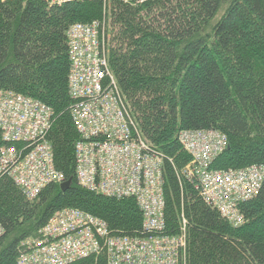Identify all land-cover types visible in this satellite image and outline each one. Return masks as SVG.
I'll return each instance as SVG.
<instances>
[{
  "label": "trees",
  "instance_id": "obj_1",
  "mask_svg": "<svg viewBox=\"0 0 264 264\" xmlns=\"http://www.w3.org/2000/svg\"><path fill=\"white\" fill-rule=\"evenodd\" d=\"M112 0L109 66L141 139L163 156L166 234L186 221L183 264H264V180L240 204L232 227L204 204L185 168L181 131H217L226 149L211 170L264 165V0ZM102 0L49 6L44 0L0 3V92L49 107L47 140L53 166L67 190L45 187L26 199L0 178V264H17L19 247L57 211L74 208L105 221L118 234L138 232L133 199H112L81 188L75 179L66 30L99 19ZM4 143L1 140L0 146ZM84 264H89L85 262Z\"/></svg>",
  "mask_w": 264,
  "mask_h": 264
},
{
  "label": "built area",
  "instance_id": "obj_2",
  "mask_svg": "<svg viewBox=\"0 0 264 264\" xmlns=\"http://www.w3.org/2000/svg\"><path fill=\"white\" fill-rule=\"evenodd\" d=\"M8 0H0L4 3ZM49 6L91 0H44ZM150 0H128L142 5ZM105 19L74 23L66 30L69 114L79 140L74 147L77 184L102 196L133 199L142 216L138 232L123 235L74 208L55 212L36 238L21 242L17 264H183L186 221L166 234L163 156L140 137L110 70ZM53 124L49 107L16 93L0 92V178H9L28 200L51 184L64 182L53 166L47 140ZM181 149L191 162L187 179L199 197L225 221L241 225L240 204L254 198L264 165L211 170L226 149L217 131H181ZM3 229L0 226V237Z\"/></svg>",
  "mask_w": 264,
  "mask_h": 264
},
{
  "label": "rangeland",
  "instance_id": "obj_3",
  "mask_svg": "<svg viewBox=\"0 0 264 264\" xmlns=\"http://www.w3.org/2000/svg\"><path fill=\"white\" fill-rule=\"evenodd\" d=\"M103 2V7H102V11H101V16L99 19H95L94 21H97V20H101V19H105L106 21V29H105V35H106V42H107V51H108V57L110 55V50H109V45H110V41H111V32H110V24H111V19H112V13H111V9H112V0H102ZM129 7H134V6H131V5H128ZM109 59V58H108ZM109 62V61H108ZM115 77V73L113 72L112 69H110ZM116 80V79H115ZM226 224L232 226V227H238V226H241V225H235V224H232L231 222H228V221H225Z\"/></svg>",
  "mask_w": 264,
  "mask_h": 264
},
{
  "label": "water",
  "instance_id": "obj_4",
  "mask_svg": "<svg viewBox=\"0 0 264 264\" xmlns=\"http://www.w3.org/2000/svg\"><path fill=\"white\" fill-rule=\"evenodd\" d=\"M70 183H71L70 181H65V182L61 183L59 185L60 190L61 191L67 190L69 188V186H70Z\"/></svg>",
  "mask_w": 264,
  "mask_h": 264
}]
</instances>
